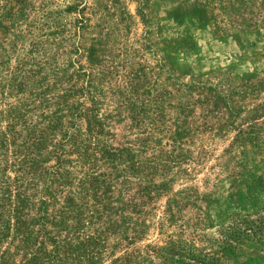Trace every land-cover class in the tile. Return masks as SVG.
<instances>
[{
	"label": "rangeland",
	"instance_id": "1",
	"mask_svg": "<svg viewBox=\"0 0 264 264\" xmlns=\"http://www.w3.org/2000/svg\"><path fill=\"white\" fill-rule=\"evenodd\" d=\"M0 5V129L9 108L24 114L4 158L44 132L33 163L0 162L4 220L44 217L32 227L60 239L63 264H264V0ZM21 58L32 72L15 87ZM65 132L66 175L50 177L40 161ZM169 245L185 253L156 251Z\"/></svg>",
	"mask_w": 264,
	"mask_h": 264
},
{
	"label": "trees",
	"instance_id": "2",
	"mask_svg": "<svg viewBox=\"0 0 264 264\" xmlns=\"http://www.w3.org/2000/svg\"><path fill=\"white\" fill-rule=\"evenodd\" d=\"M20 0H14V2H17ZM6 4H9L6 1ZM9 6V5H8ZM0 8L3 10L4 7L0 5ZM9 10L12 9V7H8ZM6 13V12H5ZM4 14H0V22L2 21V17ZM1 28H3L2 25H0ZM18 66L14 67V72H13V77L12 80L15 81L13 86H19L23 85L25 86V82L29 78L32 69L30 68L32 64L27 63L26 61L20 60ZM45 61H42L41 64H44ZM11 84V85H12ZM21 106V105H20ZM66 109L69 110V107H66ZM70 109H75V111L70 112L71 115L78 117V116H83L87 120V124L90 128V130L95 131L96 133L99 134L100 129H102V122L98 120V118L95 116H91L90 114L87 113L89 109L85 107H72L70 106ZM23 110V107H22ZM9 119L8 123L6 124L5 129H0V162L4 161L7 163V165L14 167V170L18 171L21 170L20 165H30V163L34 162V159L31 160L30 154L31 152L28 150L29 147L35 148V144H39V141L41 140L42 136H44V132L42 129H39L38 133H32V138L30 143L24 144L22 146L21 150L16 149H9L8 151L12 153V156L14 160H9L7 161L5 157V152H1V150L5 149L7 151V146H12V138H13V133L14 131H10L13 129L14 125L17 124V122H23L22 117H23V112H21L19 109H10L9 108ZM52 118V117H51ZM49 119V121H52V119ZM57 121V119H55ZM50 124V123H49ZM71 135L68 132H65L63 134V137L61 139V142L58 143V147H52V150L48 152V154L51 156L50 159L47 161H40L42 162H48L50 160H53L54 162L50 165H46L44 167H40L39 171L48 174V176H57L60 173L63 175H66L65 171L61 170V165L65 164L68 162V160L65 158L67 155V151L65 150V144L67 142L71 143ZM97 146V144H96ZM98 150L102 154H107L110 156H113L114 154H118L119 151H117L116 148H108L105 145H99L98 144ZM122 150V149H121ZM19 164V165H17ZM16 166V167H15ZM21 184H19L18 187H20ZM45 203V201H43ZM15 206V205H14ZM1 208V205H0ZM12 211H15L13 216L11 218L13 219V222L10 223V220H4V219H9V214L3 213L0 211V238L7 236L4 233L10 232L12 229L14 236L18 240L17 245H15L14 249L12 252H7L5 250H2L0 252V264H3L6 259L9 257H12L18 252H20L22 249H29L31 248V252L29 256H26V253H22V258L21 261L19 262L20 264H63L61 262V252H67L66 250H63L61 247L60 239L56 235H52L50 231H45L43 229H35L32 226L34 224H44V217L40 216L35 220L34 218L30 219L29 221H24L23 215L19 214V211L16 209H13ZM54 214L59 221H57V224H61V220L64 217V213L59 209L56 208L53 210ZM40 220L43 222L41 223ZM262 220V218H261ZM246 220H243L242 223H246ZM264 223V221H261ZM46 223V222H45ZM12 224L11 228H8ZM262 229H264L262 227ZM244 230V229H243ZM44 238L48 240L50 243V247L47 248L44 244ZM70 250H74L76 247L73 245L72 247H68ZM153 250V249H152ZM156 251H160L161 253L165 254H170L172 255L173 253L175 254H180L181 252H184L182 248H174V246L169 245L168 247L161 246L156 249ZM185 253V252H184ZM201 264V263H200Z\"/></svg>",
	"mask_w": 264,
	"mask_h": 264
}]
</instances>
